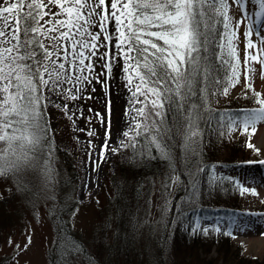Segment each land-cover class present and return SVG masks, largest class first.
<instances>
[{"label": "rangeland", "instance_id": "374dc122", "mask_svg": "<svg viewBox=\"0 0 264 264\" xmlns=\"http://www.w3.org/2000/svg\"><path fill=\"white\" fill-rule=\"evenodd\" d=\"M226 2L229 4L227 14L231 19L221 43L232 57V65L236 66L239 81L235 86H229L233 76L231 71L228 94L224 95L222 92L217 105L236 100L244 105L240 109L242 113L261 107L255 101L254 92L260 93L261 98H264L262 66L250 61L249 67L255 69V72L250 71L249 80L246 81L244 64L246 32L251 31L249 39L259 47H264L256 34V21L259 20V35L264 36V16H255V12L261 11L258 4H248L250 18H243V23L237 26L236 21L242 19V8L233 4L232 0ZM44 3L47 4V0H44ZM106 4H110V0H106ZM67 6L65 4V7ZM49 9L53 13L61 11L54 3L49 4L43 11ZM56 18L67 17L65 14ZM48 19L50 16H46L41 24ZM90 30L98 32L99 28ZM108 30L110 34L114 32L111 23ZM40 39L50 48L47 39L43 36ZM115 43L113 40L112 44ZM247 51L255 54L256 50ZM60 54L62 56L63 52ZM102 63L95 64V73L103 70ZM123 67L124 62L120 59L113 65L106 85L93 79L91 84L85 85V90L78 94L80 98L76 100L56 97L47 89L44 90L45 111L54 139L60 147L77 153L75 166L78 177L74 187L77 206L67 218L70 229L62 230L57 235L53 225L57 218L55 208L59 195H63L60 192L67 174L73 173L71 169H49L46 172L41 167L37 169V178L31 185L33 191L19 188L18 194L14 196L11 192L12 183L5 184L0 181V264H52V260L55 264H237L232 256L228 255L230 251H237V254L240 253V256L247 259L246 261L262 259L264 165L258 161H264V122L255 125L254 133L251 126L245 132L243 125L228 131V140L231 142L238 137H242L243 141L245 139L242 158L237 159V162L228 168L222 169L221 166L216 167L217 165L213 167L214 177L224 171L228 173L229 178H234L235 182L239 181L240 197L237 206L241 209L233 214L234 217L199 214L191 221L178 220L173 223L168 218L173 188L168 194L158 196V186L151 187L150 195L144 201H139L140 204L132 210L129 207L117 210L108 206L112 188L108 183L107 174L114 169L117 152L125 144L126 136L123 133H133L139 122L140 116L134 109L142 107L141 104L135 103L136 98L126 87ZM101 79L105 77L101 76ZM246 83H251L252 88H247ZM65 88L74 89V86L68 84ZM138 98L143 100L142 96ZM56 104L61 107H55ZM63 105H67V111ZM97 113L101 114L103 120ZM89 132L93 134L89 135ZM249 143L253 147H248ZM242 188L249 191H243ZM1 197H7L3 204ZM230 221L233 222L234 230L231 231L233 235L228 238L227 245H220L221 235H216L213 243L209 242L208 236L198 240L197 244L193 242L194 237L200 235V229L213 228L218 224L223 227ZM17 245L20 247L17 248ZM25 245L27 247H24ZM218 247H228V254L222 251V255L218 257ZM190 253L192 258H189ZM223 258L226 261H223Z\"/></svg>", "mask_w": 264, "mask_h": 264}, {"label": "snow or ice", "instance_id": "6c2138e0", "mask_svg": "<svg viewBox=\"0 0 264 264\" xmlns=\"http://www.w3.org/2000/svg\"><path fill=\"white\" fill-rule=\"evenodd\" d=\"M53 3L60 7V12L43 11ZM232 3L242 8V19L236 21L237 26L243 23V18H250L248 4H258L261 11L255 12V16H264V0H232ZM228 9L226 0H110V4H106V0H47V4L44 0H0V141L7 145L0 154V175L7 176L32 167L37 153L47 143L45 89L56 97L79 99L78 94L93 79L106 85L113 65L120 59L124 62L122 71L126 87L136 98L135 103L142 105L134 111L147 122L143 127L153 133L152 143L167 154L161 110L166 103L169 106L179 103L177 96L190 89L189 68L197 64V54L213 33L217 16L223 27L228 28L231 19ZM65 14L66 19L56 18ZM45 16L50 19L41 24ZM110 23L114 28L111 34ZM256 23L257 37L264 45V36L259 35V20ZM95 27L99 28L98 32L90 30ZM41 36L50 42V48L45 46ZM250 36L251 31L245 33L246 81L249 80L248 73L255 72L249 67L250 61L259 63L264 71V47L255 44ZM113 40L116 41L114 45ZM249 49H255V54L249 53ZM100 62H103V70L95 73V64ZM231 71L233 76L229 86H235L239 81L235 65H231ZM68 84L74 89L65 88ZM246 87L252 88L251 83H246ZM222 92L227 95L228 88L224 87ZM140 96L144 99L140 100ZM254 97L261 107L232 116L229 131L243 125L245 132L251 126L254 133L255 125L264 122V98L258 92H254ZM63 108L67 111V105ZM97 116L103 120L101 114L97 113ZM141 127L138 122L136 128ZM123 135L128 137L129 132L125 131ZM248 147L253 146L249 143ZM17 148L23 155L16 156ZM258 163L264 165V161ZM236 183L239 185V181ZM242 190L249 191L247 188ZM221 228L218 224L200 231L202 234L220 233ZM222 234L231 236L230 227Z\"/></svg>", "mask_w": 264, "mask_h": 264}, {"label": "trees", "instance_id": "16d2710c", "mask_svg": "<svg viewBox=\"0 0 264 264\" xmlns=\"http://www.w3.org/2000/svg\"><path fill=\"white\" fill-rule=\"evenodd\" d=\"M224 31L223 22L217 16L213 33L208 36L203 49L197 54V64L189 68L192 77L190 89L184 95L177 96L179 103H173L171 106L166 103L161 110V127L164 130L162 135L168 145L167 154L162 153L152 143L153 133L143 127L147 122L141 117L139 123L142 127L135 128L134 132L126 137L124 146L117 152L114 169L107 174L108 183L112 188V195L108 199L109 207L117 210L129 207L132 210L150 195L151 187L158 186V196L168 194L173 188L168 215L169 221L173 223L189 220L196 213L207 215L213 211L229 212L238 208L239 185L226 173L219 172L218 176L214 177L211 171L214 164L224 168L234 165L237 159L242 158L243 145L246 143L242 137L231 142L227 134L230 118L240 113L244 105L236 100L217 105V100L221 97L223 88L228 87L231 76L232 57L221 43ZM44 117L48 128L47 143L37 153L33 166L9 173L7 176L0 175V181L5 184L12 183L11 192L14 196L18 194L19 188L29 192L32 190L31 185L37 178L36 171L41 167L46 172L49 169H71L73 173L67 174L60 192L63 195H59L55 208L57 218L53 225L59 235L62 230L70 229L67 218L77 206L74 198L78 177L75 166L77 153L57 144L50 131L45 108ZM6 147L7 145L0 141V154L4 153ZM239 151L242 152L239 154ZM21 155L23 153L17 148L16 156ZM1 201L2 204L5 203L7 197H1ZM124 218L127 219L125 215ZM219 235L222 236L220 245L223 246L227 245L228 238L232 237L222 233ZM205 236L213 243L216 235L212 231L207 234L200 233L194 237L193 242L197 244V241L206 238ZM223 248L218 247V257L222 255V251L228 254L229 248ZM191 255L190 253L189 258H192ZM228 255H231L237 264H264V256L260 260L246 261L247 259L240 256V253L237 254V251H230ZM225 258L222 260L226 261ZM52 264H55L53 260Z\"/></svg>", "mask_w": 264, "mask_h": 264}]
</instances>
